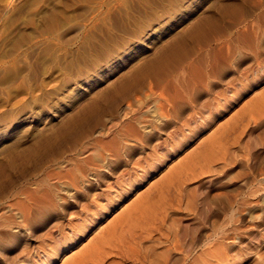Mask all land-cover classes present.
Wrapping results in <instances>:
<instances>
[{"label":"rangeland","instance_id":"1","mask_svg":"<svg viewBox=\"0 0 264 264\" xmlns=\"http://www.w3.org/2000/svg\"><path fill=\"white\" fill-rule=\"evenodd\" d=\"M263 92L264 0H0V264H264Z\"/></svg>","mask_w":264,"mask_h":264},{"label":"bare ground","instance_id":"2","mask_svg":"<svg viewBox=\"0 0 264 264\" xmlns=\"http://www.w3.org/2000/svg\"><path fill=\"white\" fill-rule=\"evenodd\" d=\"M248 108H249V110H251L252 112H253V117H251L249 120H248V122H252L253 124H255L256 125V127H259V128H261V127H263L264 126V92L263 93H260V94H258L257 96H255L254 98H252V99H250V101H249V103H248V106H247ZM243 126V125H242ZM246 126L247 125H244L240 130H241V132L243 131V129L244 128H246ZM241 132L239 131L238 133H237V136L239 137L240 135H241ZM262 133H264V131H262ZM261 135V134H260ZM263 135V134H262ZM229 137H230V132L228 133V131L226 132V135H225V138H226V143H227V145H229V143H230V140H229ZM261 145V147H264V137H263V139L261 138H257V140H254V139H252V142H251V144H249V147L250 148H252V153H251V155L254 157V154H255V152H257V149L259 150V146ZM214 147V145L213 144H211V148L212 149H214L213 148ZM257 148V149H256ZM211 149V150H212ZM210 150V151H211ZM215 150V149H214ZM224 150H227V148L225 149L224 148ZM256 150V151H255ZM213 151V150H212ZM260 151V150H259ZM263 151V150H262ZM225 153L227 154V158H228V155H229V152L228 151H225ZM228 161L229 160H225V164L227 165L228 164ZM230 173V172H229ZM228 173V174H229ZM264 174V173H263ZM264 176V175H263ZM258 181V180H257ZM261 182V181H260ZM259 182V183H260ZM50 202V201H49ZM53 204V203H52ZM52 207V206H51ZM22 218H23V216H22ZM20 219V218H19ZM22 221V220H21ZM95 221H97V220H95ZM23 223H24V221H22ZM21 222V223H22ZM20 225V224H19ZM18 225V226H19ZM21 226V225H20ZM3 228H5V225H4V227ZM15 233V232H14ZM14 233H13V235H14ZM20 234V233H19ZM22 234V233H21ZM11 235V234H10ZM18 236V235H17ZM17 236H15L14 237V239H18V237ZM4 239V238H3ZM6 240V239H5ZM9 241V240H8ZM6 243H7V240H6ZM3 240H0V255H2L3 253H5V251L7 250L5 247L7 246V244H6ZM11 243V242H10ZM110 247L111 246H115V245H112V244H110L109 245ZM108 246V247H109ZM116 247V246H115ZM121 249H122V247H121ZM73 257V256H72ZM71 257V258H72ZM1 258V257H0ZM71 260V259H70ZM2 261V260H1ZM75 261H76V258H74V259H72V261L70 262L71 264H84V261H81V260H79L78 262H76L75 263ZM21 262V261H20ZM69 263V264H70Z\"/></svg>","mask_w":264,"mask_h":264}]
</instances>
